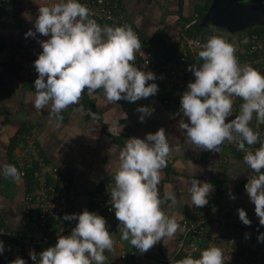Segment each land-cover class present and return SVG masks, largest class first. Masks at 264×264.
<instances>
[{"label": "clouds", "instance_id": "obj_1", "mask_svg": "<svg viewBox=\"0 0 264 264\" xmlns=\"http://www.w3.org/2000/svg\"><path fill=\"white\" fill-rule=\"evenodd\" d=\"M90 10L77 0H58L49 6L39 7L35 19V31L29 30L25 38L50 37L38 41L42 53L34 61L38 78L34 108L43 110L51 104L50 115L62 119L60 113L79 104L85 89L89 96L102 90L109 103L120 100L136 102L155 96L158 92L154 73L139 70L135 65V53L141 50V41L132 29L125 26H100L90 19ZM198 53L202 64L190 65L188 71L195 77L180 99L184 119L180 127L186 138L200 151L220 153L225 141L236 144L244 157L236 154L252 170L245 184L250 202L255 206L259 224L264 227V143L255 152L245 148L259 142V133L249 127L256 114L258 124H264V75L252 66H241L235 55L236 48L218 36L209 38ZM162 78V77H161ZM233 97L243 100L239 115L232 117ZM83 111V107L79 109ZM94 119L95 113L88 110ZM139 122L150 117L154 109L149 106L136 109ZM174 149L169 145L163 127L146 134L144 139L130 138L119 155L110 197L121 239L142 253H146L163 238H174L181 226L176 218L162 210L158 185L162 169ZM0 175L19 181L22 173L11 165L0 168ZM214 191L213 185L197 179L191 181V203L197 208L208 204L207 197ZM94 193V192H93ZM229 197H236L229 192ZM167 200L175 206L177 199L168 195ZM240 221L250 226L248 215L238 209ZM235 216V215H234ZM64 221H78L70 235L59 236L54 247L39 253V264H104L105 251H113L115 241L107 228L104 217L89 212L65 214ZM249 234H245V239ZM264 243V234L258 236ZM5 251L0 241V255ZM36 264L37 254L29 252ZM11 264H26L17 257ZM177 264H224L223 252L209 247L200 253L199 259L191 256Z\"/></svg>", "mask_w": 264, "mask_h": 264}, {"label": "crops", "instance_id": "obj_2", "mask_svg": "<svg viewBox=\"0 0 264 264\" xmlns=\"http://www.w3.org/2000/svg\"><path fill=\"white\" fill-rule=\"evenodd\" d=\"M56 2L58 0H15L10 10L0 6V168L5 164L14 166V145L23 142L19 132L31 130L37 140L39 155L58 167L71 182L73 209L82 212L90 207V194L100 189L108 179H114L119 167V155L127 140L144 139L146 134H154L163 127L168 143L174 150L167 158V167L162 169L158 185L161 208L169 217L174 216L180 226L183 221L198 222L200 226L197 228L202 236L198 235L192 241L188 237L187 242L181 226L174 238L165 237L146 253L138 252L123 263L118 256L132 245L130 241L121 239L120 232H111L107 225L115 244L113 251H105L107 259L104 264H177V261L187 257L186 252L191 251L193 245L197 249L193 251L192 258L199 259L200 253L206 250L207 242L221 250L224 248V264L230 263L226 244L217 242V237L225 238L230 233L223 231L224 222H237L239 216L234 215H238L237 210L243 208L246 213H253L255 220L252 226L263 229L245 190V184L253 172L236 154L226 149L225 153L197 149L187 140L185 131L180 127V122L184 119L188 123V119L169 113L151 97L136 102L120 100L109 103L102 90L89 96L85 89L79 104L60 113L62 119L50 115L51 104L43 110L34 108V82L38 78L34 61L42 53L38 41L50 37L37 33L35 38H25V34L30 29L35 31L39 7ZM122 2L134 28L145 39L173 36L182 31L180 0ZM196 3L185 0L181 8L182 16L190 17ZM261 27L264 32V26ZM81 106L83 111L79 110ZM143 106L153 108L154 112L141 123V114L136 109ZM89 109L98 119L92 117ZM194 179L211 183L214 188L207 197L208 204L203 208L191 203L190 189ZM241 184H244V189L236 193ZM27 188V182L23 179L13 181L0 175L2 227L13 231L26 229L23 210ZM230 191L235 200L230 199ZM168 195L176 197L175 206H171L172 202L167 200ZM206 218L212 220L206 222Z\"/></svg>", "mask_w": 264, "mask_h": 264}, {"label": "built area", "instance_id": "obj_3", "mask_svg": "<svg viewBox=\"0 0 264 264\" xmlns=\"http://www.w3.org/2000/svg\"><path fill=\"white\" fill-rule=\"evenodd\" d=\"M77 2L90 10L92 15L89 18L96 20L97 23L110 27L127 25L138 36L141 41V50L135 53L134 63L139 70L155 74L157 79L148 83H156L159 90L151 98H161L162 106L171 113L183 115L180 99L187 91L188 83L195 81L194 75L188 71V68L190 65L203 63L199 60L198 53L202 50L201 45L206 44L212 36L222 37L234 45L235 55L241 66L248 64L264 75V34L240 33L238 36H233L223 31H201L200 35L194 36L181 31L173 36L145 39L134 28L122 0H77ZM0 6L8 9L10 0H0ZM232 99V117H229L226 122H230L239 115L240 106L243 103L241 98L233 97ZM249 127L259 133V142L251 146L245 143V148L255 152L261 143H264V124H258L256 114L253 113ZM20 137L23 142L15 147L12 162L22 173L20 179L25 180L28 186L24 195L23 210L26 229L13 231L0 227V241H3L5 245L4 253L0 255V264H11L17 257L24 259L26 264H34L29 256L30 251L37 254L36 264H39V253L48 247H54L59 236L70 235L71 230L78 223L75 220L64 221L63 216L82 213L73 209L74 196L71 182L58 167L49 164L39 155L35 136L21 134ZM221 148L243 157L246 154L239 151L236 144L227 141L221 145ZM114 186L115 180L110 178L100 189L92 193L89 196L88 211L104 217L111 232L118 233L119 222L115 218L110 197ZM252 219L254 221L255 217L253 216ZM210 220L212 219H205L206 222ZM235 223L242 227V231L237 236L229 234L225 237L226 248H228L225 250L228 259H231L230 263L264 264V243L257 245L251 242L252 237L264 234V227L261 229L256 226H246L241 221H235ZM181 226L184 231L183 237L187 242L188 237L192 241L196 236H202L197 228L200 226L198 222L183 221ZM245 234H249L248 239H245ZM222 241L221 237H217V242ZM205 246L206 249L213 247L210 242H207ZM191 248V251L186 252L187 257H193V251L197 249L194 245ZM138 252L140 251L132 246L128 250L124 249L118 258L126 263Z\"/></svg>", "mask_w": 264, "mask_h": 264}, {"label": "water", "instance_id": "obj_4", "mask_svg": "<svg viewBox=\"0 0 264 264\" xmlns=\"http://www.w3.org/2000/svg\"><path fill=\"white\" fill-rule=\"evenodd\" d=\"M257 25L264 26V0H212L205 17L190 23L187 30L199 33L215 26L240 33Z\"/></svg>", "mask_w": 264, "mask_h": 264}, {"label": "trees", "instance_id": "obj_5", "mask_svg": "<svg viewBox=\"0 0 264 264\" xmlns=\"http://www.w3.org/2000/svg\"><path fill=\"white\" fill-rule=\"evenodd\" d=\"M14 1L15 0H10V7L8 8L9 10L10 9H12V7H13V5H14ZM184 1L185 0H180V2H179V9H180V11H179V19L181 20V22H183L182 23V26H181V28H182V31H184L185 33H187L188 35H194V36H198V35H200L201 34V32L200 33H194V32H191V31H188L187 30V28H186V25L187 24H189V23H191L192 21H198V20H201V19H203L204 17H205V15H206V13H207V11H208V8H209V6H210V4H211V2H212V0H194V1H196L197 3L195 4V7H194V12H193V14L190 16V17H185V16H182V10H181V8H183L182 7V3H184ZM99 24V23H98ZM100 25H103V24H100ZM203 31H210V32H216V31H224V32H228V31H226L225 29H223V28H219V27H215V26H209V27H207V28H204L203 30H202V32ZM137 32L140 34V36L142 35V33L140 32V31H138L137 30ZM229 33V32H228ZM242 33H246V34H252V33H254V34H256V35H262V34H264V32H263V30H262V27L261 26H259V25H257V26H254V27H252V28H248V29H246V30H243L242 31ZM143 36V35H142ZM149 44V43H148ZM151 44V43H150ZM170 95H168V97H169ZM150 98V97H149ZM153 99H155V100H157L159 103H160V105L162 106V99L161 98H159V97H155V98H153ZM165 109V108H164ZM166 110V109H165ZM167 111V110H166ZM169 112V111H168ZM169 113H171V112H169ZM172 114H174V115H178V116H183V115H180V114H178V113H172ZM19 133H21V134H33L32 132H31V130H29V129H27V130H23V131H21V132H19ZM18 144H16L15 143V145H14V147H16ZM37 147H38V144H37ZM15 149V148H14ZM13 149V150H14ZM225 150L223 149V148H221V152H223V153H225L224 152ZM238 159H240L239 157H237ZM29 179V178H28ZM240 187V188H239ZM238 187V190L236 191V193H241L242 191V189H244V184H241L240 186ZM92 194V193H91ZM90 194V195H91ZM238 219V221L240 220L239 218H237ZM248 219L251 221V225L250 226H252L253 225V223H254V221H253V219H252V217H248ZM225 228H223V231H225V230H227V231H230V233L229 234H231V235H234V236H237L238 235V233L240 232V231H242V227L239 225V224H237V223H235V221L234 220H231L230 222H224V225H223ZM0 227H2V225H1V223H0ZM228 234V235H229ZM227 236V235H226ZM222 239H223V244H227V240L224 238V237H221ZM258 237H252V243H254V244H257V245H261L262 243H259L258 242V239H257ZM215 240H216V238H215ZM131 259V258H130ZM129 259V260H130Z\"/></svg>", "mask_w": 264, "mask_h": 264}, {"label": "flooded vegetation", "instance_id": "obj_6", "mask_svg": "<svg viewBox=\"0 0 264 264\" xmlns=\"http://www.w3.org/2000/svg\"><path fill=\"white\" fill-rule=\"evenodd\" d=\"M224 32V31H223ZM227 34H231V35H233V36H238V35H240V33H242V32H240V33H228V32H226Z\"/></svg>", "mask_w": 264, "mask_h": 264}, {"label": "rangeland", "instance_id": "obj_7", "mask_svg": "<svg viewBox=\"0 0 264 264\" xmlns=\"http://www.w3.org/2000/svg\"><path fill=\"white\" fill-rule=\"evenodd\" d=\"M235 214V213H234ZM235 216H236V214H235ZM228 248H226V250H227ZM222 251H224V248H223V250ZM224 255V254H223ZM224 258V257H223ZM229 258V257H228ZM228 260V259H227ZM230 260V259H229Z\"/></svg>", "mask_w": 264, "mask_h": 264}]
</instances>
